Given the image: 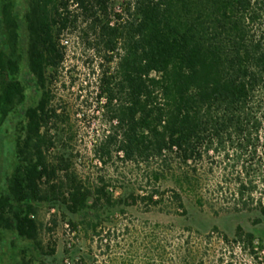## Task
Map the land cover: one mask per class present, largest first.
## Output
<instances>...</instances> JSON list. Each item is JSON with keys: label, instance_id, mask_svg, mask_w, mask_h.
<instances>
[{"label": "trees", "instance_id": "trees-1", "mask_svg": "<svg viewBox=\"0 0 264 264\" xmlns=\"http://www.w3.org/2000/svg\"><path fill=\"white\" fill-rule=\"evenodd\" d=\"M23 1L0 0V131L28 99L24 64L41 97L15 126L17 163L0 194V241L9 233L43 249L36 203L61 201L97 228L101 210L122 202L104 179L92 186L69 158L51 155L58 116L49 84L65 61L63 35L80 25L88 45L115 62L100 78L110 129L96 158L106 163L115 152L126 165L152 167L156 182L179 171L190 185L204 167L221 169L235 185V206L264 216V0H126L116 13L111 0ZM161 188L133 202L186 210L180 192ZM176 230L170 236L166 228L165 239L178 264H264V240L243 226L233 238L215 228L202 243L192 228ZM214 239L226 250L211 260ZM30 249L21 247L10 264H41Z\"/></svg>", "mask_w": 264, "mask_h": 264}, {"label": "rangeland", "instance_id": "rangeland-1", "mask_svg": "<svg viewBox=\"0 0 264 264\" xmlns=\"http://www.w3.org/2000/svg\"><path fill=\"white\" fill-rule=\"evenodd\" d=\"M23 2L16 0L18 5ZM123 2L126 0H111L110 12H119ZM82 30L83 25H80L63 35L65 61L49 84L50 105L58 116L50 123L51 155L69 158L73 168L89 179L92 186L104 179L109 184L110 193L114 198L123 197L122 202L116 207L106 206L101 210L100 217L94 220L97 228L84 223V215L71 213L61 201L36 203L35 218L40 225L43 249L36 250L30 242L15 240L11 234L5 233L3 241H0V264H10L12 256L27 246L31 247L29 253L34 254L41 264H70L80 259L87 264H178L172 254L174 248L165 239L166 228L171 236L172 226L178 231L192 228L201 235L200 243L215 228L233 238L238 226L264 240V216L257 210L235 206V185L224 182L221 169L204 167L202 180L190 185L182 181L179 171L164 172L156 182L151 174L152 167L126 165L115 152L106 163L96 158L95 146L110 129L106 99L100 97V78L104 69L111 67L114 71L115 62L108 63L102 57L103 51L100 54L92 49ZM21 78L28 86V99L8 118L0 131V194L6 189L17 163L15 126L22 120L24 110L36 105L41 97L26 64ZM236 171L234 175H231V169L227 171L230 179L235 178ZM158 186L162 190L176 189L180 192L186 210L169 203L150 205L140 197L133 202V195H146ZM73 223L78 225L77 229ZM13 240L16 246H13ZM211 243L209 255L213 260L215 251H219V256L226 249L217 239ZM174 246L181 247L178 244ZM237 254L238 258L244 259L243 254ZM208 259L205 261H210Z\"/></svg>", "mask_w": 264, "mask_h": 264}]
</instances>
